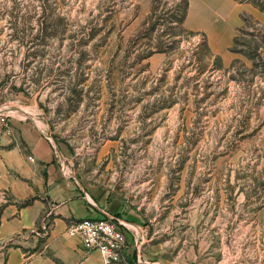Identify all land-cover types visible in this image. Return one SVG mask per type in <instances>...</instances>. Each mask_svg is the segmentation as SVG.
<instances>
[{"label": "rangeland", "instance_id": "1", "mask_svg": "<svg viewBox=\"0 0 264 264\" xmlns=\"http://www.w3.org/2000/svg\"><path fill=\"white\" fill-rule=\"evenodd\" d=\"M236 1L225 64L185 27L187 0H0V106L39 109L163 264H264V12ZM25 242L0 240V264Z\"/></svg>", "mask_w": 264, "mask_h": 264}, {"label": "crops", "instance_id": "2", "mask_svg": "<svg viewBox=\"0 0 264 264\" xmlns=\"http://www.w3.org/2000/svg\"><path fill=\"white\" fill-rule=\"evenodd\" d=\"M187 1L185 27L202 34L210 50L225 64L231 63L235 58L231 48L248 6L236 0ZM165 57L154 54L151 67L156 69ZM5 108L0 106V115L8 122L0 121V240L16 237L31 246L11 251L9 264H103L98 251L86 249L79 236L66 232L75 220L103 217L127 224L126 255L131 263L163 264L146 245L142 214L125 208L107 187L88 183L66 167L65 154L39 109L33 115L29 110L11 116ZM28 199L31 202L22 205Z\"/></svg>", "mask_w": 264, "mask_h": 264}, {"label": "built area", "instance_id": "3", "mask_svg": "<svg viewBox=\"0 0 264 264\" xmlns=\"http://www.w3.org/2000/svg\"><path fill=\"white\" fill-rule=\"evenodd\" d=\"M0 119L4 123L6 116L0 115ZM127 227L117 217L84 218L71 222L66 232L71 236H79L86 249L98 251L103 264H133L126 255Z\"/></svg>", "mask_w": 264, "mask_h": 264}, {"label": "trees", "instance_id": "4", "mask_svg": "<svg viewBox=\"0 0 264 264\" xmlns=\"http://www.w3.org/2000/svg\"><path fill=\"white\" fill-rule=\"evenodd\" d=\"M241 2H248L259 8L262 12H264V0H240ZM31 202V199H28L24 202V205H28Z\"/></svg>", "mask_w": 264, "mask_h": 264}, {"label": "bare ground", "instance_id": "5", "mask_svg": "<svg viewBox=\"0 0 264 264\" xmlns=\"http://www.w3.org/2000/svg\"><path fill=\"white\" fill-rule=\"evenodd\" d=\"M30 110L33 111V110H36V108H35V107H34V108H30ZM23 114H24V113H23Z\"/></svg>", "mask_w": 264, "mask_h": 264}]
</instances>
